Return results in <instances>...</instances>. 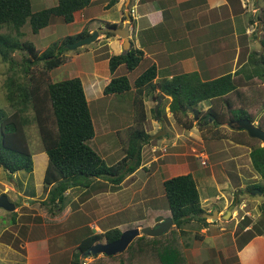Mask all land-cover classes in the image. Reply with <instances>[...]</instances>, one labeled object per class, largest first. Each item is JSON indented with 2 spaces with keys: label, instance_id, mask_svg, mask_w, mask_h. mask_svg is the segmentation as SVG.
<instances>
[{
  "label": "trees",
  "instance_id": "16d2710c",
  "mask_svg": "<svg viewBox=\"0 0 264 264\" xmlns=\"http://www.w3.org/2000/svg\"><path fill=\"white\" fill-rule=\"evenodd\" d=\"M90 2L91 0H56L53 6L33 11L30 0H0V29H5L3 32L0 31V59L8 63L11 71L4 78L2 86L5 100L12 109L7 113L0 108V168L10 175L18 171L29 173L33 170L32 153L25 127L34 123L47 157L42 177V188L47 192V201L40 204L54 205L57 211L63 208L64 192L67 189L80 187L89 193L92 181L99 179L106 180L109 186L111 184L114 187L127 174L139 167L142 148L151 140V135L145 129L147 114L144 99L147 96L157 97L159 93L169 96L168 109L176 122L185 129L191 128L194 123L193 113L191 118L186 117L187 105L197 108L198 118L195 122L200 123L199 129L204 137V130L209 132V127L213 125L228 124L241 118H247L251 122L255 119L254 114L242 106H237L233 100L240 93L237 82L230 74L202 79L195 71L154 80L156 67L151 64L132 82L125 74L111 76L103 88V94L128 99L132 107L133 122L125 126L122 132L117 133L123 151L122 157L107 164L88 144L94 136V127L79 77L51 81L48 76L50 70L66 60L63 54L65 45L90 33L83 28L79 33L66 35L56 42L58 48L53 44L42 51H38L32 41L21 40L24 36L21 28L26 22L29 24L30 32L37 34L50 23L53 16L61 17L65 23H71L74 20V12L81 10ZM107 26L116 24L107 23ZM105 34L113 35L112 32ZM14 52L21 53L19 61L11 57ZM142 57V51L130 45L127 52L108 57L109 72L113 73L120 65L127 71H132ZM258 60L263 64L262 72L257 74L262 80L264 52ZM39 64H42L40 70L35 71ZM202 101H208L209 104L205 111H201L197 106ZM151 111L154 115L160 116L159 107L156 110L152 107ZM207 115H212L213 120L209 121L208 118L207 123H203ZM257 126L264 129V114L259 117ZM231 130L260 143V140L250 137L243 129ZM217 133L218 131L214 130V134ZM237 135L239 134H233L232 140L242 143L243 139H238ZM250 157L253 168L264 179V146L251 144ZM161 184L168 217L172 220V229L175 232L177 230L183 232L182 225L191 219L205 224L206 218L201 216L204 209L192 173L175 174L163 179ZM255 187L264 192V185L261 187L252 185L247 189L250 191ZM2 190L3 187H0V194ZM260 210L264 212V204L260 206ZM16 215V211H12L13 225L17 223ZM165 217L157 213L154 219L159 221ZM263 218L244 231L241 243L264 233ZM246 222L249 223L248 220ZM246 222H241V229L248 225ZM124 229L122 226H115L99 233H90L73 247L72 252L79 256L95 243L113 241ZM15 230L20 232L17 227ZM14 241L19 242L17 237ZM168 242L161 243L155 237L143 234L135 237L123 252L105 256V259L98 263L91 261L90 264H187L184 248L178 236L172 238L169 244ZM69 264L82 263L75 257L70 259Z\"/></svg>",
  "mask_w": 264,
  "mask_h": 264
},
{
  "label": "crops",
  "instance_id": "0c3cea01",
  "mask_svg": "<svg viewBox=\"0 0 264 264\" xmlns=\"http://www.w3.org/2000/svg\"><path fill=\"white\" fill-rule=\"evenodd\" d=\"M137 1L91 0L87 6L74 12V20L71 23L77 22V27L71 34L79 33L83 28H86L89 33L94 30L101 32L100 36L98 33L99 38L96 39V48H106L109 52L105 51L101 53L103 55L108 54L109 57L112 54L121 53L123 40L114 33L113 35L105 34V32L101 31V27H107V23H115L117 27H122L124 23L128 22L130 23V45L139 48L143 53L139 64L146 62L145 68L151 64L155 65L156 76L154 80L195 71L198 72L202 79H212L223 74H230L237 82V89L240 93L237 96L238 99L235 100L236 105L246 108L249 112H251L250 109H255L254 113L260 109L261 115L264 114V101L259 100V98H264V81L256 77V75L248 78V75L244 72L245 67L253 63L258 64V68L262 71L263 64L258 59L262 52H264V0ZM55 4L56 0H54L51 6ZM97 4H102L100 14L101 17L103 16V19L97 18L96 12H93ZM131 9L134 13H131ZM122 19H124V22H122L121 26H118V23ZM92 54L94 55L93 52L90 55ZM82 57L81 53H77L70 60L73 64V67L70 66V70L73 73L71 77H79L81 80L88 106L89 103H94L95 101L99 104V100L102 98H109V96L116 98L111 94H103L104 86L108 83L111 76H115L116 73V70L113 73L109 72L108 57L96 60L93 57L92 59L86 58L85 63H79V61H82ZM100 61H103V63L101 64V69H98ZM87 63H91V67H88ZM250 69L253 71L255 67L250 66ZM132 71H127L125 74L129 81L128 73ZM249 96L250 98H248ZM197 106L201 111H205L209 104L208 101H202ZM169 114L173 116L167 108L165 117L168 121L166 119L165 121L172 125L173 122H170ZM259 116H255L257 120L253 121L256 125ZM122 121L119 118L118 122L123 123ZM220 126L209 127L210 135L205 136L206 138L204 139L215 141L220 145V149H217V158H213V161H211L212 152H207L203 148L204 146L199 144L200 151L199 154H196V160H199L200 155L204 156L207 162L205 164L206 167L197 165L192 168L193 171L186 169L180 173L190 172L193 174L200 203L202 207L204 206L205 213L216 211L217 216L225 217L228 216V211L232 215L238 208L242 210L245 198L248 201H253V203H259L256 197L263 198L262 195L255 193L253 194L255 199H250V197L244 196V191L252 185L263 186L264 179L253 168L250 157V141L245 139L246 137L240 134V132H232L228 125L227 128L230 129L231 133H225L224 129L218 131ZM224 126H221V128ZM163 128L164 130L161 131L164 132V135L161 137L162 139L166 138L168 140L167 143L150 147L151 150L152 148H165V151L161 150L162 152H166L169 148V152L166 154L167 160H164L161 155L156 157L154 154H151L149 155L151 159L144 161L145 146L160 133L155 135L153 134L154 132L147 131L151 135V140L142 148L141 164L132 173L127 174L119 184L113 187L111 184L109 186L106 180L99 179L97 182L103 185L89 193L84 192L83 189L80 190V187H72L67 189V192H64L66 197L70 189L77 188L79 190L78 194H76L78 203L70 201L67 206L62 208V210L65 208L66 219H76L72 216L80 214V219L84 220L80 225L88 229L85 232L86 235L99 233L111 227L121 226L120 222L113 219L112 214H109L108 218L103 220L104 216L100 213V205H98L96 198L109 191L122 192L124 189L123 184L127 179L129 182L126 183V193L124 192L127 194V199L135 195L132 193L136 190L138 197L146 198L145 203L152 200L156 206L157 200L162 199L163 191L160 189V184H156L155 177L161 176L159 182L161 183L163 179L173 176L172 174H178L171 172L175 170V165L179 164L176 157L180 153L176 150L181 146V143L178 144L176 141L172 142V140L170 142V139H173V135L176 136V133L185 131L188 135H192L195 138L198 137L200 142L203 140L199 124H196L195 120L189 129H185L182 126L180 129H176L174 126H168L167 128L163 126ZM214 130H217L218 133L214 134ZM235 133L239 134L237 135L238 139H243L242 143L232 140L231 136ZM150 147H147L146 150ZM43 156L45 167L47 157L45 153ZM158 159L162 160V162L158 163ZM154 162H156L155 165L153 164ZM139 171H143L144 173L142 180L139 179L141 178ZM164 173H169V176L168 174L164 176ZM216 175L222 179L217 178ZM135 176L136 178L130 181V178ZM6 191L7 186L4 185L2 193ZM250 195L253 197L252 194ZM238 197H240V205L239 207H235V204L238 203ZM26 199L31 200L32 197L29 198L26 195ZM27 204L26 200L23 199L20 207ZM256 205H253V209H256ZM159 211L157 209V213H161ZM116 212H118V215L116 214L117 219L121 218L122 214L125 213L119 210ZM245 214L249 213L245 212ZM155 221L158 224L162 219ZM238 226L241 227V223ZM248 228H250L249 225L244 226L241 230L244 232ZM205 229V231L208 229L214 231L220 238L225 233L223 232L225 231L224 227H219L217 221H210L208 227H205ZM49 239L50 236L47 235L41 238H29L28 236L23 241L27 254L25 264H51V257L54 255L51 253ZM242 243H238V247L235 249V263L264 264V233L255 235L245 243L244 241ZM57 251H59L58 248ZM58 254L56 252L54 257H58ZM73 255L74 253L70 249L69 260L75 258ZM217 259L220 261L219 255ZM209 262L210 264H214L212 260H209Z\"/></svg>",
  "mask_w": 264,
  "mask_h": 264
},
{
  "label": "rangeland",
  "instance_id": "374dc122",
  "mask_svg": "<svg viewBox=\"0 0 264 264\" xmlns=\"http://www.w3.org/2000/svg\"><path fill=\"white\" fill-rule=\"evenodd\" d=\"M30 1L31 9L33 11L51 6L54 3V0ZM139 1L140 0H138L137 2ZM133 3L135 4V2ZM101 7L102 4H97V6L94 7L93 12H96L95 14L97 18L103 19V16L101 17L100 14ZM132 12L133 10L131 9V13ZM122 22H124V19H122L118 23V26H121ZM76 27L77 22L65 23L61 19V17L53 16L47 26L41 28L37 34H32L30 32L28 22H26L21 28L24 33V36L21 38V40L28 39L32 41L36 49L38 51H42L47 46H51L53 44L57 46L56 42L61 40L66 35H72L71 33L75 31ZM0 31L3 32L5 31V29H0ZM98 33L100 36L101 32ZM99 36L97 38H99ZM96 47V39L91 43L85 44L75 49H68L66 47V49L63 51V54L66 56V60L58 67L48 72L49 79L51 81H56L71 77L73 73L70 70V66L73 67V64L70 62V60L75 57L77 53H81L83 55L82 61H79V63H85V60H87L86 58L92 59L93 57L96 60L100 58L105 59L108 57V54H102L103 52L108 51L106 48ZM91 49H93V51H91ZM91 52H93L94 55H90ZM11 57L19 61L21 53L14 52L11 54ZM102 63L103 61H100L98 69H101ZM87 65L88 67H91V63H87ZM145 65L146 62H144L143 64H139L134 69V71L128 73L131 82L133 81V77H135V75H138L140 72H142V70L145 69ZM257 65L258 64L253 63L245 67L244 72L248 75V78L252 77V75H256V77H258L257 74H260L262 72ZM41 66L42 64L36 66L35 71L40 70ZM250 66L255 67V69L252 71L250 69ZM10 72L11 71L8 68V63L3 62L0 59V108L7 113H10L12 109L9 107L7 101L5 100L2 83L4 78L9 75ZM126 72V68L123 65H120L116 69L115 76L126 74ZM262 80L264 81V78ZM248 98H250V96ZM236 99L237 97L233 98V100ZM260 99L264 101V98H259V100ZM156 100L157 97L152 98L150 96H147L144 99V105H146L145 110L147 114L145 129L146 131H150L151 133L154 132L153 134L155 135L160 132L159 135L157 134L158 137L153 138L150 143H147L148 145L145 146V152L143 154L144 161L151 159V157L149 156L151 154H154L156 157L161 155L164 160H167L166 154L169 152V148L166 150V152H162V149L159 148H156L155 151H152L151 147L159 146L161 145V143H167L168 140L166 138L162 139L161 137L164 135V132L161 131L164 130L163 126H165L166 128L168 126H174L176 129H180L181 127V125L176 122V120L173 116H171V114H169V119L170 122H173L172 125L171 123L166 122L168 121L165 116L170 100L169 96L166 97V95H163L159 98V104L157 107H159L160 116L154 115V113H152L151 111L152 107H154L156 104ZM250 110L255 116H263V114L261 115V113L259 112L260 109L256 110L255 113V109ZM89 111L93 122L94 136L88 141V144L92 146L102 158L107 159L105 160V162H107L108 164L111 162H115L123 155V151L117 133L122 132L125 126L133 122L131 117V104L128 102V99L125 100L118 97L112 98L111 96H109V98L106 97L100 99L99 104L97 103V101H95L94 103H89ZM29 114L31 115V112H29ZM191 116V111L187 109L186 117L191 118ZM119 118L123 120V123L118 122ZM224 125H221L224 127L221 128L220 126L218 131L224 129L225 133H231L230 129L227 128L228 126L226 124ZM25 131L27 135L29 149L32 153L33 170L29 173L24 171H18L15 172L13 175H10L9 173L0 168V187H3L4 189V185L7 186V191L4 193L14 205H17L15 206V209L13 211H16V213H18V217L16 215L17 223L13 225L11 223V219L13 218L12 211H6L0 208V264H25L27 254L23 246V241L27 239L28 236L29 238H41L46 235L50 236L49 245L51 247V253L54 256L56 252L59 253L58 257H51V264H69L70 249H73V245L77 244L86 235L85 232L86 230L88 231V229L83 228V226L80 225L84 221L80 219V214L72 216L76 219L70 220L69 218L66 219L67 214H65L64 212L65 208L61 211H57L54 205L50 206L40 204L42 201H47V192L44 191L42 188V177L45 168L43 163L44 152L35 124L31 123L26 126ZM203 134H205L206 137L210 135L207 130H204ZM173 136L174 138L170 139V142L171 140L172 142L176 141L178 144L181 143V146L178 145L179 148L176 150L180 153V155L176 157L177 162H179V164L175 165V170L171 173H180L185 171L186 169L192 170V168L197 165H199L200 167H206L205 165H202L200 163V160H196V154H199L200 151L199 144H202L204 146L203 148L207 152H212L211 161H213V158H217V149H220V145L212 140H204L206 137L202 136V134V142L198 140V137L195 138L192 135H188L185 131L176 133V136ZM249 141L253 145H264L263 143H261V141L260 143H257V141L254 140ZM147 147L150 148L146 150ZM201 150L203 149L201 148ZM157 162L161 163L162 160L158 159ZM155 163L156 162H154L153 164L155 165ZM250 170H252V168H250ZM164 174V176H167L166 174H168L169 176V173ZM139 176H141V178L139 179L142 180L144 176L143 171H139ZM216 177L221 178L217 175ZM135 178L136 176L130 178V181ZM160 179L161 176H156L155 182L158 185L160 184V189H162V184L159 183ZM128 182V179L124 182V189L122 190V192L117 193L115 191H109L103 193L101 196H98L96 198L98 201V205H100V213L104 216L103 220L107 219V216H109V214H112L113 219L120 222V225L125 228L124 230H126L131 229L133 227H138L139 229L143 226L154 227L156 225L154 217L157 215V209L160 210V214H163L168 217V209L163 199L164 195L162 196V199L157 200L156 206L155 204H153L152 200H149V202L145 203L146 198L138 197V195L136 194V190H134L135 192L132 193L135 195L130 196V198L127 199V194L125 193L126 183ZM101 185L103 184L97 181H92L91 188H89L88 191L91 192ZM80 190H82V188H80ZM251 190L248 191V189H245L244 196L246 195L247 198L250 197V199H253L254 195L253 197L250 195ZM78 192L79 190L77 188L70 189L64 199L63 207L67 206L70 201L78 203L76 198V194H78ZM26 195L29 196V198L32 197V199L27 200ZM238 198V203L235 204V207H239L240 205V197ZM23 199L26 200V203L28 204L20 207ZM256 199H258L259 203H253V201H248L245 198V203L242 210H239L240 208H238L234 211L232 215L230 214L225 217L215 216L213 221H217L219 227L221 226L225 229V231H223L225 233L221 238L218 237L216 233H214V231H211L209 229L205 231V227L207 228L210 221H212L211 218H206L205 224L198 222L196 219L188 220L182 225V229L184 230L183 232H181L180 230H177L175 232V230L172 229L173 224H171L167 232L160 235L159 237L156 236L155 238L161 243L169 241L167 243L169 244L172 238H177L178 236V238L181 240L182 248H184V258L187 264H210L209 260H212L214 264H237L234 262L235 249L238 247V243H241L242 238H244L242 236L244 232L241 230V227L238 226V224L244 221L246 222L248 220L249 223H246L249 226H253L264 217V212L260 210V206L264 203V199L262 197H256ZM253 205H256V209H253ZM118 210L125 212L119 219H117L118 212H116ZM245 212H248L249 214L246 215ZM13 227L15 229L16 227L19 228L20 232H17L15 229H13ZM262 229L264 231V218L262 222ZM141 235L143 234H140L139 236ZM15 237L18 238L19 242L14 241ZM71 246L73 247L70 248ZM57 248L59 249V251H57ZM216 250H218V252H216ZM116 254L104 255L102 253H97L95 255L79 254V256H76L74 253L73 257L75 256L76 259H78L82 264H90L91 261H96L98 263V261L105 259V256H114ZM218 255L220 261H218L217 259Z\"/></svg>",
  "mask_w": 264,
  "mask_h": 264
},
{
  "label": "water",
  "instance_id": "95a60500",
  "mask_svg": "<svg viewBox=\"0 0 264 264\" xmlns=\"http://www.w3.org/2000/svg\"><path fill=\"white\" fill-rule=\"evenodd\" d=\"M102 32H112L116 34L117 36L122 38V45H121V53H125L128 51L129 46H130V39H129V23H124L122 27H117V26H107L101 28ZM98 37V31L94 30L92 31L88 36H85L81 39H78L77 41L67 43L66 47L68 49H75L77 47L83 46L85 44L93 42L95 39ZM163 94L159 93L157 96L156 104L154 107V110H156L158 104H159V98L162 97ZM191 113H193L194 120H197V113L198 109L191 107L187 105L186 107ZM206 118H209V121L213 120L212 115H207ZM207 120H205L206 123ZM231 129H238V130H245L247 134L250 137L257 138L258 140L261 141V143L264 144V129L258 127L256 124L251 122L247 118H241L237 119L233 122H229L227 124ZM159 135V134H158ZM155 137H158L157 135ZM264 146V145H263ZM257 193L258 195H262L264 198V192H262L259 189H252L251 194ZM0 208L6 210V211H13L15 209V205L9 200L7 195L5 193L0 194ZM228 215L230 214V211L227 213ZM202 217L204 218H215L217 216L216 211H213L212 213H202ZM172 220L170 217H165L161 222L156 224L154 227H148V226H143L140 229L138 227H134L131 229H126L121 232L120 236L110 242L106 243H95L89 247H87L83 251V255H95L97 253H102L104 255H113L116 253H119L123 251L129 244L130 242L140 234H145L147 236L151 237H156L164 234L167 232L168 228L171 226Z\"/></svg>",
  "mask_w": 264,
  "mask_h": 264
},
{
  "label": "built area",
  "instance_id": "2783aa9c",
  "mask_svg": "<svg viewBox=\"0 0 264 264\" xmlns=\"http://www.w3.org/2000/svg\"><path fill=\"white\" fill-rule=\"evenodd\" d=\"M156 148H152V151L154 150L155 151ZM162 151H165V148L162 149ZM199 160H200V163L202 165H205L207 162H206V158L202 155L199 156Z\"/></svg>",
  "mask_w": 264,
  "mask_h": 264
},
{
  "label": "flooded vegetation",
  "instance_id": "af4514ba",
  "mask_svg": "<svg viewBox=\"0 0 264 264\" xmlns=\"http://www.w3.org/2000/svg\"><path fill=\"white\" fill-rule=\"evenodd\" d=\"M205 120L208 121V118H205L202 122L205 123ZM207 121H206V123H207ZM202 122H201V123H202ZM199 124H200V123H199Z\"/></svg>",
  "mask_w": 264,
  "mask_h": 264
},
{
  "label": "clouds",
  "instance_id": "9594fccd",
  "mask_svg": "<svg viewBox=\"0 0 264 264\" xmlns=\"http://www.w3.org/2000/svg\"><path fill=\"white\" fill-rule=\"evenodd\" d=\"M129 39H130V38H129ZM154 107H155V106H154ZM195 121H196V120H195ZM11 202H12V201H11ZM163 219H164V218H163ZM163 219H162V220H163ZM160 222H161V221H160Z\"/></svg>",
  "mask_w": 264,
  "mask_h": 264
}]
</instances>
